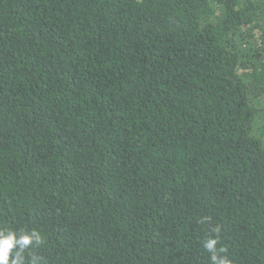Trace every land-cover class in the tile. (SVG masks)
<instances>
[{
	"label": "trees",
	"instance_id": "trees-1",
	"mask_svg": "<svg viewBox=\"0 0 264 264\" xmlns=\"http://www.w3.org/2000/svg\"><path fill=\"white\" fill-rule=\"evenodd\" d=\"M0 228L40 264H264V0H0Z\"/></svg>",
	"mask_w": 264,
	"mask_h": 264
},
{
	"label": "clouds",
	"instance_id": "clouds-1",
	"mask_svg": "<svg viewBox=\"0 0 264 264\" xmlns=\"http://www.w3.org/2000/svg\"><path fill=\"white\" fill-rule=\"evenodd\" d=\"M209 219L205 217L204 220ZM204 221L202 220L201 223ZM218 232L219 229H215ZM219 237H209L204 241V248L210 254L211 264H232L225 250L218 249ZM44 243V238L37 230H15L0 228V264H40V257L32 253L34 247Z\"/></svg>",
	"mask_w": 264,
	"mask_h": 264
}]
</instances>
